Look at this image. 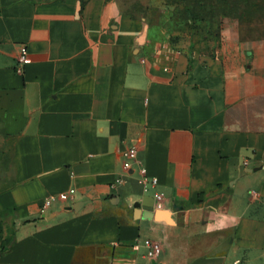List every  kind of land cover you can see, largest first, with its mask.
<instances>
[{"label":"crops","instance_id":"0c3cea01","mask_svg":"<svg viewBox=\"0 0 264 264\" xmlns=\"http://www.w3.org/2000/svg\"><path fill=\"white\" fill-rule=\"evenodd\" d=\"M235 28L0 0V264H264V38Z\"/></svg>","mask_w":264,"mask_h":264},{"label":"rangeland","instance_id":"374dc122","mask_svg":"<svg viewBox=\"0 0 264 264\" xmlns=\"http://www.w3.org/2000/svg\"><path fill=\"white\" fill-rule=\"evenodd\" d=\"M123 14L152 25L205 22L235 26L240 38H264V0H110Z\"/></svg>","mask_w":264,"mask_h":264},{"label":"built area","instance_id":"2783aa9c","mask_svg":"<svg viewBox=\"0 0 264 264\" xmlns=\"http://www.w3.org/2000/svg\"><path fill=\"white\" fill-rule=\"evenodd\" d=\"M26 59V51L24 48L21 49V55H20V61L23 62ZM124 156V163L123 167L125 169H131V163L136 162V149L134 146H129L123 153ZM246 164V162H244ZM138 171L140 174V180L143 184H146L148 181H150L152 184H155L157 179L155 177L148 178L146 175V169L142 165L138 163ZM75 193V189L73 187L67 189L66 191H62L58 193L56 196H48L46 197L40 206L41 212L47 211L51 205L56 201L60 200L63 202L69 201L73 199ZM155 201H159L161 199V195L155 194L153 196ZM157 207L160 206V203H156ZM145 244L147 246V256L149 259L153 260L155 259L161 252H162V245L160 242L156 240L147 239L145 241Z\"/></svg>","mask_w":264,"mask_h":264},{"label":"water","instance_id":"95a60500","mask_svg":"<svg viewBox=\"0 0 264 264\" xmlns=\"http://www.w3.org/2000/svg\"><path fill=\"white\" fill-rule=\"evenodd\" d=\"M149 198H151V196L145 195L143 197L141 203L140 202H136V203H134V206H136V207L141 206L142 209H143V211H144L143 214L146 217H149V218H151V217H158L159 218V215H161L162 212H161V210L154 209V205H153L154 203L153 202L151 204H149V202H145V201H147V199L149 201ZM78 205H79V202H76L73 205L69 206L68 208L69 209L70 208L77 209L78 208ZM152 264H155L154 261L152 262Z\"/></svg>","mask_w":264,"mask_h":264}]
</instances>
